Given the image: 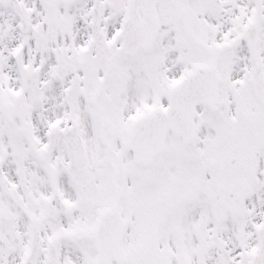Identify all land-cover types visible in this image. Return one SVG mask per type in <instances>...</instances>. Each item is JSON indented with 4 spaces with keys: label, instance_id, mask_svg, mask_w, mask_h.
I'll return each instance as SVG.
<instances>
[{
    "label": "snow or ice",
    "instance_id": "6c2138e0",
    "mask_svg": "<svg viewBox=\"0 0 264 264\" xmlns=\"http://www.w3.org/2000/svg\"><path fill=\"white\" fill-rule=\"evenodd\" d=\"M0 264H264V0H0Z\"/></svg>",
    "mask_w": 264,
    "mask_h": 264
}]
</instances>
